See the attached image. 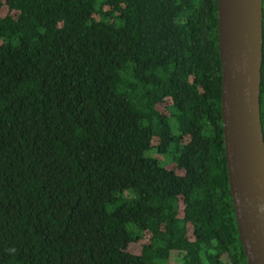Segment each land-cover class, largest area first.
Here are the masks:
<instances>
[{
    "label": "trees",
    "instance_id": "16d2710c",
    "mask_svg": "<svg viewBox=\"0 0 264 264\" xmlns=\"http://www.w3.org/2000/svg\"><path fill=\"white\" fill-rule=\"evenodd\" d=\"M220 97L216 0H0V264H247Z\"/></svg>",
    "mask_w": 264,
    "mask_h": 264
},
{
    "label": "water",
    "instance_id": "95a60500",
    "mask_svg": "<svg viewBox=\"0 0 264 264\" xmlns=\"http://www.w3.org/2000/svg\"><path fill=\"white\" fill-rule=\"evenodd\" d=\"M226 172L247 264H264L262 0H216Z\"/></svg>",
    "mask_w": 264,
    "mask_h": 264
},
{
    "label": "rangeland",
    "instance_id": "374dc122",
    "mask_svg": "<svg viewBox=\"0 0 264 264\" xmlns=\"http://www.w3.org/2000/svg\"><path fill=\"white\" fill-rule=\"evenodd\" d=\"M151 155L154 156V157H157L160 160H163V156L160 155V154H157L155 152H152ZM169 264H178V260H176V259H169Z\"/></svg>",
    "mask_w": 264,
    "mask_h": 264
}]
</instances>
